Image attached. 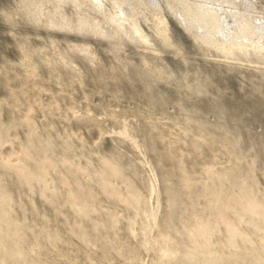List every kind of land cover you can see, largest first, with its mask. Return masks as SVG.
Wrapping results in <instances>:
<instances>
[{
	"label": "rangeland",
	"instance_id": "obj_1",
	"mask_svg": "<svg viewBox=\"0 0 264 264\" xmlns=\"http://www.w3.org/2000/svg\"><path fill=\"white\" fill-rule=\"evenodd\" d=\"M0 264H264V0H0Z\"/></svg>",
	"mask_w": 264,
	"mask_h": 264
}]
</instances>
